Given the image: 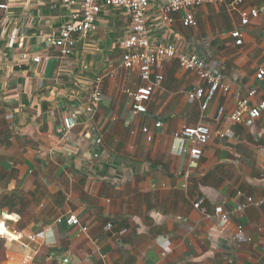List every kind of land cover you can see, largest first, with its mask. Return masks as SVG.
Segmentation results:
<instances>
[{"label": "crops", "instance_id": "obj_1", "mask_svg": "<svg viewBox=\"0 0 264 264\" xmlns=\"http://www.w3.org/2000/svg\"><path fill=\"white\" fill-rule=\"evenodd\" d=\"M4 1L0 221L2 214L7 217L0 226V264H264L262 210L254 205L237 210L247 197L264 196V113L250 127L229 119L233 91L256 87L251 103L264 100V77H255L264 63V15L241 27L242 42L236 44L229 32L240 27L239 15L226 5L193 8L192 28L183 26L182 12L172 14L171 22L162 19L169 0H151L149 39L175 43L182 51L207 50L231 88L216 93L202 111L186 95L201 84L197 75L165 59L153 68L163 81L147 113L134 116L124 89L142 80L136 68L121 65L118 42L130 29L123 10L104 8L97 30L76 37L67 56L39 37L26 42L25 48L43 57L35 63L21 61L22 49L7 46L12 27L37 36L65 22V10L55 0ZM254 3L246 0L244 6ZM97 76L102 98L86 121L83 110ZM68 112L78 118L66 146L57 130ZM201 120L210 126L201 158L191 162L170 153L173 134ZM226 129L231 136L220 135ZM95 135L102 139L100 159L90 154ZM198 200L200 208L194 207ZM217 205L228 216L222 226L214 215ZM69 215L80 224H68Z\"/></svg>", "mask_w": 264, "mask_h": 264}, {"label": "built area", "instance_id": "obj_2", "mask_svg": "<svg viewBox=\"0 0 264 264\" xmlns=\"http://www.w3.org/2000/svg\"><path fill=\"white\" fill-rule=\"evenodd\" d=\"M66 13V20L61 25L53 27L40 35H31L29 32L17 25H14L10 31L7 46L9 48H20L19 59L21 61H31L38 63L42 56L34 53L30 48H25L24 44L29 43L33 38H40L46 47H55L62 56L70 55L76 44V37H85L97 30V18L104 8L116 7L123 10L129 18V33L121 38L118 46L122 49L121 65L123 68H136L142 84L135 88L127 87L124 93L129 97V108L134 116L147 113V102L150 100L153 91L161 86L163 76L159 73L153 74V68L162 60L173 59L178 67L183 70L193 71L199 80L200 85L193 86L187 90L186 95L189 101H198L200 108L204 111L210 100L216 93H229L230 83L224 78L217 68V65L209 61L207 50L201 53L198 51H182L175 43L153 42L149 39L146 30V12L150 6L151 0H55ZM246 0H169L163 8L162 19L171 22V15L182 12V24L185 27L195 28L197 21L195 19L193 8L203 4L226 5L228 10L237 11L239 15L240 27L230 30V36L236 44L242 42V28L249 24L250 20L264 15V0H254V5L244 6ZM7 2L0 0V10H6ZM257 80L264 77V63L260 64L255 72ZM102 76H97L94 80L89 94L88 103L84 107L86 121L92 118V115L101 101ZM264 91V87H263ZM257 89L253 87L245 92L241 90L233 91L234 108L229 113V119L232 123L242 124L250 127L255 120L264 113V100L251 103V99L256 94ZM223 108L220 107L217 112V118L222 114ZM78 114L68 112L62 118L58 133L64 145L71 143L73 129L77 126ZM86 124V123H85ZM155 127L160 126L159 121H155ZM141 131L145 134L146 140L150 141L152 135L146 124H143ZM210 135V126L201 120L196 124L186 125L173 134L169 145L170 153L178 156L187 155L191 162L199 160L203 154V147L208 142ZM221 136H231L229 129L222 131ZM91 157L100 159L102 139L99 135L92 137ZM201 200L194 203V207L200 208ZM247 205H254L262 210L264 215V196L259 198H246V204L237 206V210L242 212ZM214 215L220 226L224 225L228 216L223 212L220 205L215 206ZM5 216L2 214L0 226L5 225ZM60 221V218L58 219ZM66 222L71 225H79V219L75 215L66 217ZM110 224H107V228ZM82 231L87 227L82 225ZM241 229V226L238 227ZM68 257L63 262H68ZM263 264V263H257Z\"/></svg>", "mask_w": 264, "mask_h": 264}, {"label": "rangeland", "instance_id": "obj_3", "mask_svg": "<svg viewBox=\"0 0 264 264\" xmlns=\"http://www.w3.org/2000/svg\"><path fill=\"white\" fill-rule=\"evenodd\" d=\"M49 2V0H42V4L41 5H47V3ZM32 3H36L35 1H33ZM43 7V6H42Z\"/></svg>", "mask_w": 264, "mask_h": 264}]
</instances>
